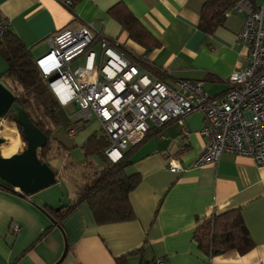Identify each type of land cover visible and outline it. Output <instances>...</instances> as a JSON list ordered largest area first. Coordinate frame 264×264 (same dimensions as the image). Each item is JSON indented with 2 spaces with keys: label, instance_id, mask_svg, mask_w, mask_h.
Segmentation results:
<instances>
[{
  "label": "crops",
  "instance_id": "1",
  "mask_svg": "<svg viewBox=\"0 0 264 264\" xmlns=\"http://www.w3.org/2000/svg\"><path fill=\"white\" fill-rule=\"evenodd\" d=\"M66 1L71 0H0V19L11 22L10 31L35 62L50 52L48 40L54 35L91 25L105 37L118 39L126 55L142 57L154 70L166 72L161 77L150 71L169 85L178 80L201 82L210 96L218 97L227 90L230 76L248 60L247 47L238 39L247 16L246 0L228 12L224 25L212 35L199 29L209 0H80L72 9ZM254 3L264 6V0ZM115 7L116 13L112 12ZM125 12L147 31L145 44L131 39L119 21L118 15ZM7 68L0 55V77ZM0 82L8 86L3 78ZM76 116L66 132L78 139L76 147L81 148L101 127L93 118L95 128L88 129L93 119L75 122ZM71 126L84 135L71 137ZM203 126V115L195 112L183 120L188 136H182V127L173 122L160 132L153 129L144 143L132 149L126 173L141 176L130 195L132 221L98 225L87 203L70 214L62 213L59 216L65 217L60 220L53 219L47 211L58 210L75 197L63 170L58 171L56 184L60 186L54 194L23 198L16 189L0 186V264H117L116 259L123 256L127 264H156L158 260L166 264H264V166H257L248 156L224 153L216 165L195 167L207 146L198 134ZM181 139L189 143L185 150L179 149ZM169 157L186 171L170 172ZM235 208H241L255 247L244 256L237 252L207 256L195 240L197 228L215 213ZM137 250L142 252L133 254Z\"/></svg>",
  "mask_w": 264,
  "mask_h": 264
},
{
  "label": "built area",
  "instance_id": "2",
  "mask_svg": "<svg viewBox=\"0 0 264 264\" xmlns=\"http://www.w3.org/2000/svg\"><path fill=\"white\" fill-rule=\"evenodd\" d=\"M65 4L73 7L71 1ZM244 8L247 16L238 39L247 47L248 60L218 97L210 96L201 82L178 80L169 85L122 52L118 39L105 37L91 25L51 37L50 52L36 64L60 106L79 108L75 122L97 119L110 141L105 156L114 164L146 141L153 129L160 132L175 122L182 127V136H188L183 119L199 112L204 126L198 134L207 146L195 167L216 165L224 153L248 156L264 166V6L245 1ZM10 28L9 20L0 19V38ZM81 58L83 64L74 67ZM0 121L2 126L5 120ZM78 132L77 126L68 129L71 137ZM188 144L181 139L179 149ZM167 168L172 173L186 171L172 157ZM19 230L15 226V232Z\"/></svg>",
  "mask_w": 264,
  "mask_h": 264
},
{
  "label": "trees",
  "instance_id": "3",
  "mask_svg": "<svg viewBox=\"0 0 264 264\" xmlns=\"http://www.w3.org/2000/svg\"><path fill=\"white\" fill-rule=\"evenodd\" d=\"M79 1L71 0L73 6ZM242 1H207L201 13L199 29L208 35H212L219 27L224 25L228 12ZM246 1L255 5L254 0ZM116 11L117 7L112 9V12L116 13ZM118 17L129 32L130 38L140 44H145L149 35L138 20L130 12L120 13ZM0 55L8 65L7 71L0 77L9 87L4 85L15 95L16 103L27 111L31 121L48 137L46 147L39 151V159L42 163L50 166L51 161H48V159L50 150L54 145H58L65 152V147L61 145L55 135V130L59 126L57 114L61 106L42 78L30 51L10 29L0 38ZM131 58L142 67L144 66L149 72H155L161 77H165L166 72H163V74L154 70L144 58L136 59L134 56ZM9 117L15 122L16 115L13 112H10L6 118ZM17 127L22 140L26 143L22 128L18 125ZM109 146V138L102 129L86 141L81 149L88 161L81 166V168H84V176L81 177V182L77 183V186L74 185L75 197L58 210L52 211L49 209L47 211L49 216L55 220H60L65 217L64 215L70 214L80 205L87 203L98 225L118 224L135 219L130 195L140 184L141 176L139 174L128 175L126 169L131 165L129 157L132 149L138 146L127 150L124 159L116 164L110 162L105 156V150ZM96 155L106 160L103 167L97 166L90 160L91 157ZM71 164L76 166L73 163ZM0 186L10 191L14 190V188L3 182H0ZM62 213L65 214L59 216ZM195 240L199 249L211 258L229 252H237L244 256L255 247L244 222L241 208L228 210L221 214L215 213L212 217L204 219L197 228ZM138 252L141 253L142 250H137L133 254ZM116 262L117 264H127L125 256L117 258Z\"/></svg>",
  "mask_w": 264,
  "mask_h": 264
},
{
  "label": "water",
  "instance_id": "4",
  "mask_svg": "<svg viewBox=\"0 0 264 264\" xmlns=\"http://www.w3.org/2000/svg\"><path fill=\"white\" fill-rule=\"evenodd\" d=\"M10 112L16 115L15 123L22 128L27 148L8 158L0 153V180L25 198L54 186L58 173L39 159V151L47 145V135L31 121L27 111L16 103L15 95L0 82V120ZM5 143L6 140L0 137V146Z\"/></svg>",
  "mask_w": 264,
  "mask_h": 264
},
{
  "label": "rangeland",
  "instance_id": "5",
  "mask_svg": "<svg viewBox=\"0 0 264 264\" xmlns=\"http://www.w3.org/2000/svg\"><path fill=\"white\" fill-rule=\"evenodd\" d=\"M96 49L99 51V47H97ZM83 62L84 60L83 58H81L79 61L74 62L73 66L75 67L76 65L83 64ZM78 112H79V108L75 106L74 104L67 108L61 107L60 110L58 111L59 126L55 130V135L58 138L61 145L65 147V152L64 150L59 148L58 145H54V147L51 148L50 150L49 159H48V161H51L50 166L55 171L62 172L63 170V175L65 176L66 179L69 180L73 188L77 186L76 185L77 183L81 182V177L83 178L84 176V168H81V166L83 163L88 161L82 149L80 147L79 148L76 147V146H80V144L78 143V139H76V137L73 139L69 138L66 132V129L68 128L70 124V121L73 120V117L75 115H78ZM5 121L9 123H13L15 125L16 131L19 133V136H20V132L17 127V124L14 121H12L10 117L5 118ZM93 127L95 128V119L87 123L88 129H92ZM96 131L100 132L99 130H96ZM2 134H4V131H0V137L2 136ZM83 135L84 133L82 134L78 133L77 137L81 138ZM20 140H21L20 146L17 151L18 153L23 152L24 149L27 148V144L22 140L21 136H20ZM7 149L8 148L6 147V149H3L2 151L0 150V153L3 154V156H5L6 158L12 156L11 152H9ZM17 152L16 154H18ZM70 153H71V156H69ZM66 160H69V161L66 162ZM90 160L99 167H103L106 164V160L99 155L91 157ZM70 161L76 166H73L71 163H69ZM59 186H60L59 184H55L54 186L46 190H43L41 192H44L42 194H54L59 190Z\"/></svg>",
  "mask_w": 264,
  "mask_h": 264
},
{
  "label": "bare ground",
  "instance_id": "6",
  "mask_svg": "<svg viewBox=\"0 0 264 264\" xmlns=\"http://www.w3.org/2000/svg\"><path fill=\"white\" fill-rule=\"evenodd\" d=\"M0 131H4V134H2L1 138L6 140V143L0 146V150L6 149V145H8V151L11 152L12 155L16 154L21 140L19 133L16 131L15 125L13 123L4 121L3 125L0 127Z\"/></svg>",
  "mask_w": 264,
  "mask_h": 264
}]
</instances>
